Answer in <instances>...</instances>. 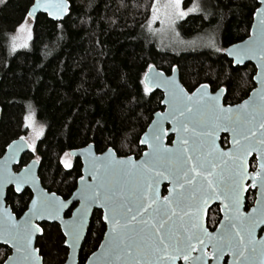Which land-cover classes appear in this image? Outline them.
I'll return each instance as SVG.
<instances>
[{"label": "trees", "instance_id": "16d2710c", "mask_svg": "<svg viewBox=\"0 0 264 264\" xmlns=\"http://www.w3.org/2000/svg\"><path fill=\"white\" fill-rule=\"evenodd\" d=\"M68 1L70 11L64 21L40 15L33 21L29 47L13 54L9 53L11 38L25 23L34 0L0 2V158L11 142L28 135L27 117L32 112L45 129L35 147L39 177L44 188L66 200L82 177L79 158L71 168L62 163L71 151L91 144L98 154L110 148L120 157L139 158L145 151L141 137L154 115L164 110L160 91H143L141 81L149 65L168 75L177 67L190 93L203 84L213 92L225 89L226 105L243 102L256 87V68L252 64L235 67L224 50L249 37L257 0H198L204 13L181 21V35H211L217 46L181 53L163 51L146 31L156 0ZM195 1L186 0L184 6ZM228 142L223 136L222 145ZM32 157L25 155L23 164ZM31 199L29 190L22 195L10 190L6 201L19 218ZM254 200L251 191L247 209ZM70 215L71 210L66 216ZM218 217L217 210L210 213L211 228ZM42 227L37 247L44 264H64L68 249L60 227L48 223ZM105 232L102 211L96 210L80 264L98 250ZM10 253L9 247L0 246V264Z\"/></svg>", "mask_w": 264, "mask_h": 264}, {"label": "snow or ice", "instance_id": "6c2138e0", "mask_svg": "<svg viewBox=\"0 0 264 264\" xmlns=\"http://www.w3.org/2000/svg\"><path fill=\"white\" fill-rule=\"evenodd\" d=\"M173 2L179 8L180 0ZM259 5L254 11L260 26L258 43L256 25H253L250 46H234L228 52L236 56L237 63H242L244 58L258 60L261 88L256 95L259 105L250 99L236 108L224 107L220 103L224 89L208 96L204 94L208 86L201 85L196 94L189 96L174 81H161L162 74L146 76L141 81L145 94L152 92L153 85L169 86V112L167 115L157 113V116L174 122L177 149L163 148L162 135L167 133L162 132L160 121L154 120L150 135L146 134L140 141L147 143L150 149L144 153L145 159L138 163L131 157L116 160L110 148L102 161L93 157V183L87 184L84 177L80 178L84 184L80 190L81 207L73 213L72 223L65 226L64 235L71 239V243L65 241L69 247L80 239L89 207L97 204L103 209L102 219L109 225L105 233L109 243L104 259L98 258L96 264H176L181 257L185 264H208L209 244L213 249L211 259L217 264L226 251L234 257L232 264H264V239L256 240L254 236L255 228L264 224V0H259ZM36 7H43L54 16L67 11L65 0H45L43 5L36 0ZM156 11L153 7V12ZM28 15L32 16L33 12L29 11ZM148 67L151 71L152 66ZM218 131L231 132V151L221 152L216 147ZM204 145L208 147L207 152L201 151ZM29 146L36 150L35 145ZM20 147L22 145H16L17 150ZM253 152L259 160L254 176L246 166L247 157ZM37 162L15 179L17 192L29 180L35 184L32 168ZM62 163L65 168L72 167L70 161ZM162 179L170 180L173 185L170 195L163 200L158 193ZM248 179L252 181V188L259 185L261 199L257 201L259 210L254 208L252 214L244 215L240 212V200L241 194L247 191L245 181ZM214 199L227 201L221 209L225 217L220 222L218 235L208 232L202 222L206 205ZM67 206L55 193L48 195L40 191L32 199L23 225H17L11 216H6L9 226L6 242L16 249L17 256L9 257L5 264H41L37 250L32 248V237L42 230L33 220L46 216L59 218ZM101 248L105 245L101 244ZM196 252L199 254L193 255Z\"/></svg>", "mask_w": 264, "mask_h": 264}, {"label": "water", "instance_id": "95a60500", "mask_svg": "<svg viewBox=\"0 0 264 264\" xmlns=\"http://www.w3.org/2000/svg\"><path fill=\"white\" fill-rule=\"evenodd\" d=\"M65 2L67 5V11L61 13L59 16H54V15H49L48 11H45L43 7L34 8V5L36 4V0H34L33 5L29 9V11L33 12V15L32 16L28 15V17L32 21H36L40 15H45L50 20H52L54 22H62L67 18V16L69 15V11H70L69 1L65 0ZM257 2H258V6H260L259 0H257ZM40 3H41V5H43L45 3V0H40ZM53 11H55V10L53 9ZM253 25H256L255 36L257 37V43H258L259 37H260V26L258 24V20H257L256 16L254 15L253 24L251 27L249 37L247 39H245L244 41L237 43V44H234V45L230 46L229 48H227L226 50H224V54L229 60H231L233 62V65L235 67H244V66H247L249 64H252L256 68L257 72H256V75L254 77V83H255L256 87L250 93L249 97L245 100L252 99V101L255 104L259 105L260 100H259V97L256 95V93L261 88V84L259 83V77L257 75L260 72V68L258 67V60L256 58H244L242 63H237L236 56L235 55L230 56L228 54V52L230 50H233L234 46L237 48H245V47L250 46V37H253V35H254ZM154 74H162L160 76L161 81H169V80L174 81L175 84L178 85L180 89H183V92L189 96L196 94L197 90L200 89V87H201V86H199L196 90H194L192 93H190L185 88V86L183 85V83L181 81L180 71L177 67L174 68V70L172 71V73L170 75H168L164 71L159 70L157 67L152 66L151 71L148 69L147 73L145 74V77L147 76V77L151 78L154 76ZM145 77H144V80H145ZM203 85L208 86L207 89L205 90V93H204L205 95L212 96V95H215L219 91L218 90L216 92H213L210 85H208V84H203ZM152 91H160L163 94L162 106H163L164 110L157 112V113H159L161 115H167L169 112V86L167 84H164V83H161V86H159V87H156L155 85H153ZM225 94H226V91L223 92V94L221 96V100H220L221 105L224 107L236 108L238 105H241L245 101L244 100L243 102L236 104V105H226L224 102L225 101ZM157 113L154 115L152 122L150 123L146 132L142 135L141 139H144L146 134L150 135V131H149L150 126H152L154 120H159L160 121V128H161L162 132L167 133L166 135H162L161 143H162L163 148H166V149L170 148V149L176 150L177 149V143H176L177 133L175 131H173V128L175 126L174 122L171 119L161 120L160 117L157 116ZM2 116H3V110L0 107V125H1V121H2ZM223 136H227L229 139L227 148H224L221 144ZM169 137L174 138L173 142L171 144L169 143ZM13 142H11L9 145H13ZM15 142H16V145H22V147H20L17 150L16 145H13L12 148H10L8 145L4 155L0 158V245L8 246L12 250V253L9 257H12L13 259L16 258L17 254H16V249L12 246V244L10 242H6L9 239V237L7 235V228L9 226L7 224V221H6V216H11L13 221L17 225H23L25 220L28 219V217H26L25 213H27L29 211V208L31 206V202L29 204L27 211L21 216V218L18 219L17 216L13 213L12 208L7 205V201H6L7 193L11 187H13L16 191L15 179L20 177L24 173V170L29 165H32L34 161H37V160H33L25 168H23L20 172L17 173L15 171V168L20 165V162H21L23 156L31 151V147L29 146L30 144L27 142V140L24 137H21V138L15 140ZM215 144H216V147L221 152L231 151V149L233 148L231 132L218 131L216 133V136H215ZM141 145L145 148V151L142 153V155L139 158H136L135 156H127V157H131L133 159V161H135L137 163L140 162L142 159H145L144 153L149 152L150 149H149L147 143H143V144L141 143ZM112 151L114 153V158L116 160L127 158V157H120L113 149H112ZM201 151L207 152L208 151L207 145H204V147L201 149ZM69 154L71 155L73 160H75L77 158H79L81 160V162H82V177H84V181L87 184H92L93 183L92 174H91V172H92V158L95 157V158H97L98 161H102L103 158L106 156L107 151L102 153V154H98L96 151V147L93 144H91V145H88L87 147L71 151ZM253 159H255L256 163H257L256 169L254 171L252 170V166H251ZM246 166H247V171L249 172V174L254 176L256 174V171L259 169V160H258L257 154L255 152H253L251 156L247 157ZM101 170L103 171V169H101ZM39 171H40V163L37 162L35 164V166L32 168V179L35 180V184H33L31 182V180H29V182L23 184L21 187V190L19 192L16 191V193L21 194L26 189H30L32 194H33V198H35L37 196V193L40 191H43L44 193L51 195L52 193H50L48 190H46L43 187L42 181L39 177ZM251 183H252L251 179H248L245 181V186L247 187V191H245L241 194L240 212L243 213L244 215H250V214H252V210L254 208H256L258 210L260 208V205H258L257 201L261 199V189H260L259 185H257V187H255V188H252ZM165 186H167V194L166 195H164V187ZM83 187H84V184L81 182V179H79L78 183H77L76 190L74 191L72 196L67 200L55 193V196L57 198L65 201L68 205L66 208H64L60 212L59 218L53 219V218H48L46 216L44 219L33 220V223L38 225L40 227V229L42 230V231L36 232L32 237V248L37 250V255L39 256V258L41 260V264H44V259L41 256L40 249L37 247L38 239L44 233V230L41 227V224L42 223L57 224L60 227L63 236L65 237V241L67 240V241H69V243H71V239L64 235L65 226L70 225L72 223L73 213L76 212V210L81 207V199H80L81 192H80V190L83 189ZM172 187H173V185H172L170 180H163L162 179L160 181V183L158 185V193H159L161 200H163L164 197L170 195L169 190ZM250 190L256 192V198H255L254 205L249 210H247V208H246V206H247V195H248ZM224 203H227V201L222 202L221 200H215L214 199V200H210L205 207V213L206 214H205L202 222L204 223V226L207 228L208 232L212 233L213 235H218L217 230L220 229L221 223L218 225V227L215 229V231H211L208 228V224H207L208 212L214 205H219L220 209H222ZM72 208H74V209H73L70 217H66L67 212L70 211ZM96 210H100L103 213V209L100 208L99 205H97V204H93L89 207L86 218H85V222H84V228L81 231L80 239L76 242L75 246L69 247L68 244L65 243V247L68 249V256H67V259H66L64 264H80V252H81L83 244L87 238L88 231H89L91 221H92V217H93L94 212ZM221 214H222V221H224L225 212L221 210ZM103 222L106 225V232L105 233H107L109 230V225H107L104 220H103ZM254 236H255L256 240L264 239V224L259 225L258 227L255 228ZM108 243H109L108 238L106 237V235H104V238H103L101 244H104L105 248H101V244H100L98 250L96 252H94L95 255H93L94 254L93 253L88 258L86 264H96V261L98 258L103 260L104 259L103 254L105 253V251L108 247ZM206 251L209 254L208 264H217V262L214 259H211L212 254H213V249L211 247V244L208 245ZM198 254H199L198 252L193 253V255H198ZM233 259H234L233 255L230 252L226 251L223 254L222 258H220L218 264H232ZM176 264H185V262H184L183 258L181 257L176 261Z\"/></svg>", "mask_w": 264, "mask_h": 264}, {"label": "rangeland", "instance_id": "374dc122", "mask_svg": "<svg viewBox=\"0 0 264 264\" xmlns=\"http://www.w3.org/2000/svg\"><path fill=\"white\" fill-rule=\"evenodd\" d=\"M186 0H180L179 8H177L173 0H156L154 6L157 11L152 15L146 26V31L150 39L157 43L158 47L163 51H171L181 53L183 51L197 49H213L217 46L214 37L211 35L196 36L193 38H184L181 35L179 25L193 14L204 13V6L197 0L195 3L186 8L184 6ZM179 12H184L186 15H179ZM33 21L27 17L25 23L18 29L17 33L12 36L9 44V53L28 48L32 39ZM15 48V50H13ZM28 135L25 137L30 145L37 144V141L44 134V127L40 125L31 112L27 117ZM64 160L70 161L73 159L70 154L64 156Z\"/></svg>", "mask_w": 264, "mask_h": 264}, {"label": "flooded vegetation", "instance_id": "af4514ba", "mask_svg": "<svg viewBox=\"0 0 264 264\" xmlns=\"http://www.w3.org/2000/svg\"><path fill=\"white\" fill-rule=\"evenodd\" d=\"M170 138V137H169ZM223 138V137H222ZM174 139V138H173ZM172 142H173V140H172ZM171 142V143H172ZM170 143V142H169ZM170 143V144H171ZM221 144H222V141H221ZM223 146V145H222ZM36 147V146H35ZM224 147V146H223ZM228 147V145L226 146V147H224V148H227ZM32 154V155H34V157H32V159H30V161L29 162H27L26 164H23V158L25 157V155H27V154ZM27 154H25L24 156H23V158H22V160H21V162H20V165L19 166H17L16 168H15V171L18 173V172H20L23 168H25L30 162H32L33 160H37L39 163H40V160H39V158L36 156V154H35V151L33 150V148L31 147V151L29 152V153H27ZM253 160H255V159H253ZM253 160H252V162H253ZM256 161V160H255ZM257 164V163H256ZM251 166H252V163H251ZM256 169V166H255V168H253L252 167V170L254 171ZM43 185V184H42ZM44 187V186H43ZM46 189V188H45ZM10 190H13L15 193H16V191H15V189L13 188V187H11L8 191H10ZM27 190H29L30 192H31V190L30 189H26L23 193H25ZM47 190V189H46ZM252 190H250L249 192H251ZM252 192H254V191H252ZM23 193H21V194H17V195H22ZM32 193V192H31ZM50 193H52V192H50ZM255 193V198H256V192H254ZM8 194V193H7ZM167 194V186H165L164 187V195H166ZM249 194V193H248ZM32 198H33V194H32ZM247 198H248V195H247ZM32 200V199H31ZM31 202V201H30ZM30 202H29V204H30ZM254 202H255V200H254ZM8 205V204H7ZM253 205H254V203H253ZM252 205V206H253ZM251 206V207H252ZM10 207V206H9ZM28 207H29V205H28ZM251 207H249L247 210H249ZM75 208V207H74ZM74 208H72L71 209V213H72V211H73V209ZM246 208H247V206H246ZM213 210H217V212H218V214H219V217H218V221H217V223H216V226H213L212 228L209 226V218H210V213H212V211ZM27 211V210H26ZM25 211V212H26ZM24 212V213H25ZM68 213V212H67ZM102 216H103V213H102ZM67 217V216H66ZM70 217V216H69ZM18 218V217H17ZM19 218H21V217H19ZM18 218V219H19ZM222 221V214H221V209H220V207H219V205H214L210 210H209V212H208V216H207V224H208V228L211 230V231H215V229L218 227V225L220 224V222ZM43 224V223H42ZM42 224H41V227H42ZM49 224V223H48ZM43 228V227H42ZM0 246H5V245H0ZM8 247V246H7ZM10 249V248H9ZM10 251H11V253H12V250L10 249ZM11 253H10V255H11ZM9 255V256H10ZM8 259V258H7ZM6 259V260H7ZM5 260V261H6ZM5 263V262H4ZM3 263V264H4Z\"/></svg>", "mask_w": 264, "mask_h": 264}]
</instances>
